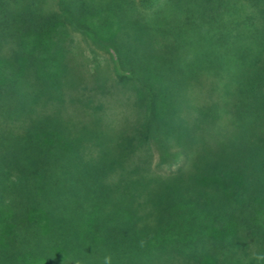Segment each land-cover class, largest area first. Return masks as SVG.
Segmentation results:
<instances>
[{"label":"trees","instance_id":"obj_1","mask_svg":"<svg viewBox=\"0 0 264 264\" xmlns=\"http://www.w3.org/2000/svg\"><path fill=\"white\" fill-rule=\"evenodd\" d=\"M79 35L134 121L69 93ZM106 254L264 264V0H0V264Z\"/></svg>","mask_w":264,"mask_h":264},{"label":"rangeland","instance_id":"obj_2","mask_svg":"<svg viewBox=\"0 0 264 264\" xmlns=\"http://www.w3.org/2000/svg\"><path fill=\"white\" fill-rule=\"evenodd\" d=\"M77 39L78 46H76V49L74 48L75 51L71 56L72 62L78 60L80 63L83 62L86 64L87 68L82 69L81 72L79 70L83 75H81L84 81L83 86H81L78 91L70 90L69 93L72 95L78 94L83 100L87 99L94 102L96 99L101 100V103L99 104L104 103V108L108 110L110 118H112L113 121L116 120V122L121 124H125L128 120L134 121L137 117V109L133 106V95L129 90L125 91V88L123 87L117 89L111 85L110 87L105 88L107 93L100 92V95L104 97H100L96 92L98 86H96L97 83H95L94 73L98 70L97 63L104 62L105 60H108L109 63H111L110 56L88 43L84 40V37L79 35ZM77 69H80V67ZM217 70L219 69L217 68ZM190 71L191 73H193V71L194 73L202 72L201 50L198 47H196V51H193L192 55H190ZM111 77H113V80L115 81L114 76L112 75ZM139 153H141V151ZM177 165L178 164L173 167L176 168ZM156 169L159 172H168L169 165L167 163L162 164V161L157 158L153 160L152 170Z\"/></svg>","mask_w":264,"mask_h":264},{"label":"clouds","instance_id":"obj_3","mask_svg":"<svg viewBox=\"0 0 264 264\" xmlns=\"http://www.w3.org/2000/svg\"><path fill=\"white\" fill-rule=\"evenodd\" d=\"M101 264H113V258L111 255L109 254H106L104 255L102 261H101Z\"/></svg>","mask_w":264,"mask_h":264}]
</instances>
